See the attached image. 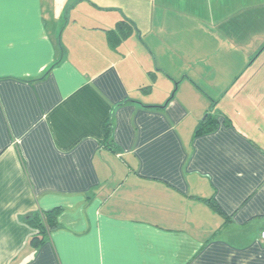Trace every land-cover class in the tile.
Returning a JSON list of instances; mask_svg holds the SVG:
<instances>
[{"label":"crops","instance_id":"1","mask_svg":"<svg viewBox=\"0 0 264 264\" xmlns=\"http://www.w3.org/2000/svg\"><path fill=\"white\" fill-rule=\"evenodd\" d=\"M253 9L264 0H0V264H264ZM203 67H241L240 112L219 109L228 85ZM209 113L217 128L196 136ZM53 209L35 246L28 221Z\"/></svg>","mask_w":264,"mask_h":264},{"label":"trees","instance_id":"2","mask_svg":"<svg viewBox=\"0 0 264 264\" xmlns=\"http://www.w3.org/2000/svg\"><path fill=\"white\" fill-rule=\"evenodd\" d=\"M134 31V26L131 22L126 20L120 21L117 26L112 29L108 30V41L111 47H115L116 44L119 42L127 39ZM218 122L217 119L211 115L210 113L206 116V118L199 124L195 131V135H202L209 133L217 128ZM111 125H107V141L110 142L111 139ZM205 201L218 213L224 214L219 207V205L212 199H205ZM60 210L53 209L50 211H46L43 213L36 214L32 216L28 223L31 228L35 231L33 235L32 241L34 242L35 246L42 244L46 239L48 234L56 229L59 226L58 223V215Z\"/></svg>","mask_w":264,"mask_h":264},{"label":"rangeland","instance_id":"3","mask_svg":"<svg viewBox=\"0 0 264 264\" xmlns=\"http://www.w3.org/2000/svg\"><path fill=\"white\" fill-rule=\"evenodd\" d=\"M253 10H256L257 12L264 11V9L263 10L262 9H259V10L253 9ZM257 28H260V34L264 38V24H261ZM262 52L263 53L260 55L259 60L256 63L257 67L255 66V68L250 69V71L248 73L249 75L254 74V73L258 74L257 72L260 71L261 75L264 78V50ZM223 58H225V57H223ZM260 61H263V64H260ZM240 70H241V67H237L235 70H230L228 67L227 68H220V70L217 67H215V69H213V70L212 69H206V67H203L202 70H200V72H199L201 76H204L203 79L210 81V84L213 83V85L220 86L222 83H224V84L228 85V87H225L223 89H214V90H217V91L223 93L222 95L220 94L221 97L220 96L217 97L220 99L225 96L224 94H226V92H228L227 98L222 103H216V104L218 106H220L219 109L223 113L226 110L227 112H230L232 116L235 113H238L241 111V109L239 107H237L235 104H233L234 101L232 102V99H233L232 94L236 91V87L233 86V84H234L233 81H235L234 80L235 77L239 78V76L242 75V71H240ZM227 83H230V84H227ZM211 105L215 106V104H211Z\"/></svg>","mask_w":264,"mask_h":264},{"label":"built area","instance_id":"4","mask_svg":"<svg viewBox=\"0 0 264 264\" xmlns=\"http://www.w3.org/2000/svg\"><path fill=\"white\" fill-rule=\"evenodd\" d=\"M261 240L264 242V230L261 232Z\"/></svg>","mask_w":264,"mask_h":264}]
</instances>
